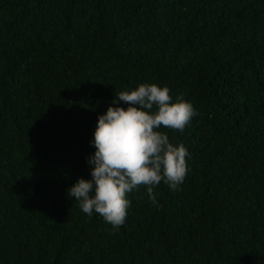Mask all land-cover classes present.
<instances>
[{"label": "trees", "instance_id": "1", "mask_svg": "<svg viewBox=\"0 0 264 264\" xmlns=\"http://www.w3.org/2000/svg\"><path fill=\"white\" fill-rule=\"evenodd\" d=\"M141 83L196 109L188 174L117 229L67 190ZM0 264H264V0H0Z\"/></svg>", "mask_w": 264, "mask_h": 264}, {"label": "clouds", "instance_id": "2", "mask_svg": "<svg viewBox=\"0 0 264 264\" xmlns=\"http://www.w3.org/2000/svg\"><path fill=\"white\" fill-rule=\"evenodd\" d=\"M113 104L117 106L98 117L93 134L95 151L87 160L91 179L79 178L67 195L87 216L95 213L118 229L126 220L130 193L143 187L149 201L160 207L154 188L162 181L180 190L188 174V149L170 142L161 129L183 132L197 112L182 98L173 101L169 88L155 83L119 91Z\"/></svg>", "mask_w": 264, "mask_h": 264}]
</instances>
